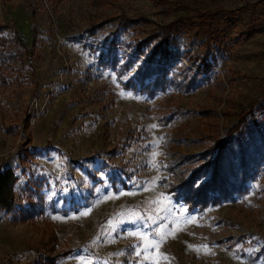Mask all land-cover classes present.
<instances>
[{"label": "rangeland", "instance_id": "rangeland-1", "mask_svg": "<svg viewBox=\"0 0 264 264\" xmlns=\"http://www.w3.org/2000/svg\"><path fill=\"white\" fill-rule=\"evenodd\" d=\"M0 23L31 52L0 85V169L18 176L15 208L0 204V264H264V165L217 206L190 209L171 191L173 167L207 161L264 101V0H0ZM175 30L181 50L216 59L207 78L153 96L126 88V44ZM116 38L118 68L100 60ZM41 200L42 215L19 219Z\"/></svg>", "mask_w": 264, "mask_h": 264}, {"label": "trees", "instance_id": "trees-1", "mask_svg": "<svg viewBox=\"0 0 264 264\" xmlns=\"http://www.w3.org/2000/svg\"><path fill=\"white\" fill-rule=\"evenodd\" d=\"M7 30H13V35H5ZM122 42L117 38L113 39L108 43L109 49L100 50L102 64L118 68ZM126 45L134 53L124 52L126 61L118 71L123 73L136 66V73L124 84L125 87L152 96L159 92L166 93L171 87L193 89L199 79L207 78V71L216 63V59H210L207 53L192 54L189 50H181L176 30L166 33L156 43L150 38ZM0 47V85L9 86L13 83L9 74H12L18 62H23L26 56L31 55L30 46L17 28L0 23ZM139 55L144 56V62L139 63ZM183 59L188 63H183ZM261 101L257 104L264 108V101ZM256 106L252 105L244 110L240 121L226 137L215 139L207 149V161L199 163L201 158L190 156L187 160L188 167L172 168L176 171V181L171 183V191L177 193L176 197L185 201L190 209L201 210L210 205L233 201L246 194L250 189L249 182L259 176L264 165V123H260L258 119L250 121L247 116V113L255 115L253 112ZM182 159L180 165L186 162ZM113 178L116 184L125 183L121 177ZM17 181L14 169H0V204L8 212L16 206ZM42 202H30L19 207V219L36 220L44 212ZM244 237L243 235L241 239Z\"/></svg>", "mask_w": 264, "mask_h": 264}, {"label": "snow or ice", "instance_id": "snow-or-ice-1", "mask_svg": "<svg viewBox=\"0 0 264 264\" xmlns=\"http://www.w3.org/2000/svg\"><path fill=\"white\" fill-rule=\"evenodd\" d=\"M158 246V245H157ZM137 254H139V253H137Z\"/></svg>", "mask_w": 264, "mask_h": 264}]
</instances>
